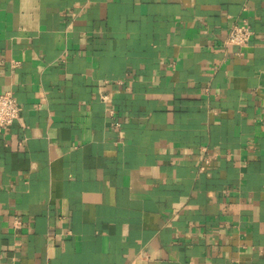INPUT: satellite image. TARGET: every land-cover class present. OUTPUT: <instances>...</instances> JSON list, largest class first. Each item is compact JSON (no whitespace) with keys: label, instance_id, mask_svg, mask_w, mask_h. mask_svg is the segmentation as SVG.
Listing matches in <instances>:
<instances>
[{"label":"crops","instance_id":"obj_1","mask_svg":"<svg viewBox=\"0 0 264 264\" xmlns=\"http://www.w3.org/2000/svg\"><path fill=\"white\" fill-rule=\"evenodd\" d=\"M5 90L0 264H264V0H0Z\"/></svg>","mask_w":264,"mask_h":264},{"label":"built area","instance_id":"obj_2","mask_svg":"<svg viewBox=\"0 0 264 264\" xmlns=\"http://www.w3.org/2000/svg\"><path fill=\"white\" fill-rule=\"evenodd\" d=\"M253 36V30L246 18L231 24L224 39L226 45H246ZM14 66L18 62H13ZM106 99V96H102ZM21 113V106L11 90L0 91V133L10 126ZM13 264V263H11Z\"/></svg>","mask_w":264,"mask_h":264}]
</instances>
